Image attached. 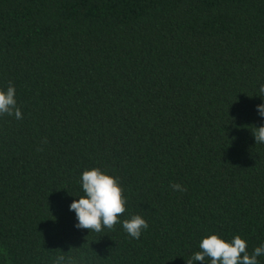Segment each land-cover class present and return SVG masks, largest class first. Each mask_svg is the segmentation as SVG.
Returning a JSON list of instances; mask_svg holds the SVG:
<instances>
[{
  "label": "trees",
  "instance_id": "1",
  "mask_svg": "<svg viewBox=\"0 0 264 264\" xmlns=\"http://www.w3.org/2000/svg\"><path fill=\"white\" fill-rule=\"evenodd\" d=\"M9 83L22 119L0 115V264H186L208 233L264 243V0H0ZM92 167L119 179L121 220L147 221L139 239L73 228Z\"/></svg>",
  "mask_w": 264,
  "mask_h": 264
},
{
  "label": "clouds",
  "instance_id": "2",
  "mask_svg": "<svg viewBox=\"0 0 264 264\" xmlns=\"http://www.w3.org/2000/svg\"><path fill=\"white\" fill-rule=\"evenodd\" d=\"M259 97L264 96V84L258 88ZM262 100V99H261ZM257 116L261 119L260 126H254L252 136L255 143L264 144V100L256 105ZM0 115L14 116L22 119L20 107L17 104L16 89L9 83L6 88H0ZM79 184L82 195H77L68 205V210L74 212L73 228L87 229L99 233L104 229H112L120 223L123 230L133 239H139L142 232L148 228L142 215L132 214L121 220L127 198L123 196V188L117 177L109 174L106 169L92 167L80 173ZM173 191H184L178 184L170 185ZM247 240L239 234L231 238L218 233H208L198 241V250L193 252L186 264H259L258 257L264 256V243L247 250ZM53 264H86L83 257H65L58 255Z\"/></svg>",
  "mask_w": 264,
  "mask_h": 264
}]
</instances>
